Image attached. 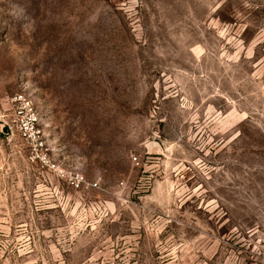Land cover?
Listing matches in <instances>:
<instances>
[{"label":"rangeland","instance_id":"obj_1","mask_svg":"<svg viewBox=\"0 0 264 264\" xmlns=\"http://www.w3.org/2000/svg\"><path fill=\"white\" fill-rule=\"evenodd\" d=\"M0 128V264H264V0H0Z\"/></svg>","mask_w":264,"mask_h":264},{"label":"built area","instance_id":"obj_2","mask_svg":"<svg viewBox=\"0 0 264 264\" xmlns=\"http://www.w3.org/2000/svg\"><path fill=\"white\" fill-rule=\"evenodd\" d=\"M11 126L18 136L25 142L27 158L30 162L66 180L72 187L90 189L95 182L87 181L82 174L67 172L51 157L47 144L38 127L37 113L32 102L23 93H16L10 98Z\"/></svg>","mask_w":264,"mask_h":264},{"label":"water","instance_id":"obj_3","mask_svg":"<svg viewBox=\"0 0 264 264\" xmlns=\"http://www.w3.org/2000/svg\"><path fill=\"white\" fill-rule=\"evenodd\" d=\"M0 129H1V128H0ZM1 130H2V129H1ZM1 130H0V131H1Z\"/></svg>","mask_w":264,"mask_h":264}]
</instances>
